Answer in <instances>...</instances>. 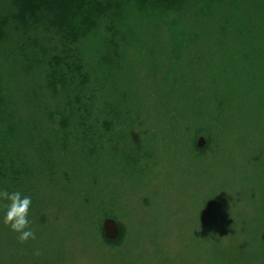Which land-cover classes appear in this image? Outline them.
<instances>
[{"label": "rangeland", "instance_id": "374dc122", "mask_svg": "<svg viewBox=\"0 0 264 264\" xmlns=\"http://www.w3.org/2000/svg\"><path fill=\"white\" fill-rule=\"evenodd\" d=\"M252 4L255 7L246 4L244 13L233 16L251 22L261 14L263 2ZM249 27L260 28L254 24ZM201 42L213 46L202 54L198 68L186 71V83L206 85L208 89L214 80L211 78L221 71L226 78H215L220 90L227 92L228 83L232 87L233 102L222 114L226 134L219 162L207 168L206 162L191 157L199 153L189 151L196 133L195 145L199 136L205 143L207 133L213 137L211 121L195 116V112L217 114L216 108L210 107L211 98H206L210 93H203V110L193 111L197 106L194 102L185 111L178 108L185 98L169 102L170 74L184 68L178 72L165 55L159 54L163 46H157V51L142 46L133 55L129 49L131 65L125 78L137 97L134 113L139 118L134 129L143 143L142 153L148 154L150 166L142 170L145 176L128 175L126 164L115 158L120 150H131L124 144L120 129L114 131L118 151L114 154L108 150L109 158L97 161L102 165L97 169L90 161L66 164V159L65 169L62 164L65 177L43 175L45 179L37 181L28 195L32 199L29 219L35 239L21 243L0 222V264H223L229 256L236 257L237 264V250L255 244L264 235V216L256 211L258 205L264 206V94L254 98L261 92L257 89L246 93L248 81L262 79L263 71L258 68L264 59L256 49L251 51L248 41L233 33L207 34ZM261 50L264 53L263 46ZM252 55L255 65L250 69L241 57ZM192 94L194 99L202 96ZM172 106L177 116L186 112L189 135L177 131L172 135L176 116ZM194 180L199 184L198 197H212L206 205L193 203L196 196L189 189ZM258 194L263 198L261 203L251 198ZM103 214L123 227L124 237L117 245L106 244L101 236Z\"/></svg>", "mask_w": 264, "mask_h": 264}, {"label": "trees", "instance_id": "16d2710c", "mask_svg": "<svg viewBox=\"0 0 264 264\" xmlns=\"http://www.w3.org/2000/svg\"><path fill=\"white\" fill-rule=\"evenodd\" d=\"M254 1L263 2V7L251 22L244 23L240 16H233L244 13L246 4L255 7ZM261 20L264 0H0V189L29 195L36 182L45 179L43 175L65 177L66 159V164L90 161L97 169L101 165L97 161L109 158L108 150L114 154L118 151L116 129H120L124 144L131 150L122 149L115 158L126 164L128 175L145 176L143 171L150 166L148 154L142 153L143 143L134 129L139 118L134 113L137 97L125 78L131 65L129 49L133 55L142 46L153 51L163 46L159 54L165 55L178 72L184 68L176 75L170 74L169 102L185 98L178 108L185 111L194 102L197 106L192 107L193 111L203 110V93H210L206 98H211L210 107L216 108L217 114L195 112V116L211 121L216 139L207 133L205 145L199 148L193 141L196 133L189 151L199 153L191 157L211 168L219 162V150L225 145L222 114L233 102L232 87L228 83L227 92L220 90L215 78H226L221 71L211 78L214 80L207 85L209 90L206 85H188L186 71L199 67L202 54L213 46L206 47L201 38L213 33L239 36L264 59ZM252 24L260 28L251 29ZM199 52L202 53L198 55ZM248 56L241 58L252 69L253 55ZM259 69L263 71L262 79L250 80L246 86L248 95L261 90L254 98L264 94L260 87L264 64ZM222 71L225 73L226 68ZM192 92L202 96L194 99L190 97ZM166 104L163 103L168 108ZM172 108L176 115L172 135L174 131L189 135L186 112L180 117ZM198 191L199 184L194 180L189 189L196 196L193 203L206 205L212 197L200 198ZM251 198L259 203L263 199L259 194ZM256 211L264 216L261 204ZM103 216L105 219L109 215ZM118 227L115 239H106L100 232L106 244L117 245L123 239V227ZM236 253L240 257L237 264H264V235ZM235 258L229 256L223 264H235Z\"/></svg>", "mask_w": 264, "mask_h": 264}, {"label": "clouds", "instance_id": "9594fccd", "mask_svg": "<svg viewBox=\"0 0 264 264\" xmlns=\"http://www.w3.org/2000/svg\"><path fill=\"white\" fill-rule=\"evenodd\" d=\"M0 222L6 225L19 242L23 243L35 239V233L30 227L29 209L32 199L28 195H22L20 191L9 192L0 189Z\"/></svg>", "mask_w": 264, "mask_h": 264}, {"label": "water", "instance_id": "95a60500", "mask_svg": "<svg viewBox=\"0 0 264 264\" xmlns=\"http://www.w3.org/2000/svg\"><path fill=\"white\" fill-rule=\"evenodd\" d=\"M205 144V140L202 136H199L196 140V146L197 147H202ZM101 230L106 239H115L119 235V227L117 222L110 218L106 217L101 224Z\"/></svg>", "mask_w": 264, "mask_h": 264}]
</instances>
